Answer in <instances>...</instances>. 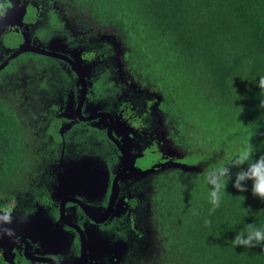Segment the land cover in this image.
Instances as JSON below:
<instances>
[{
    "label": "flooded vegetation",
    "instance_id": "obj_1",
    "mask_svg": "<svg viewBox=\"0 0 264 264\" xmlns=\"http://www.w3.org/2000/svg\"><path fill=\"white\" fill-rule=\"evenodd\" d=\"M77 4L0 0V99L28 130L27 167L0 197L15 264H134L159 251L155 178L185 168L112 25ZM147 148L163 162H142Z\"/></svg>",
    "mask_w": 264,
    "mask_h": 264
},
{
    "label": "trees",
    "instance_id": "obj_2",
    "mask_svg": "<svg viewBox=\"0 0 264 264\" xmlns=\"http://www.w3.org/2000/svg\"><path fill=\"white\" fill-rule=\"evenodd\" d=\"M61 1V0H59ZM81 11L112 25L124 61L147 89L185 168L155 178L160 213L149 240L159 251L134 264H264V245L233 248L247 224L264 227V201L239 192L233 179L209 216L202 172L251 143L264 155V0H76ZM153 105H156L153 108ZM0 99V197L10 196L26 166L28 130ZM195 209L198 215H193ZM210 225L205 226L204 220ZM0 264H7L0 253Z\"/></svg>",
    "mask_w": 264,
    "mask_h": 264
},
{
    "label": "clouds",
    "instance_id": "obj_3",
    "mask_svg": "<svg viewBox=\"0 0 264 264\" xmlns=\"http://www.w3.org/2000/svg\"><path fill=\"white\" fill-rule=\"evenodd\" d=\"M2 7V5H0ZM258 87L264 91V76L258 81ZM260 108L264 109V100L261 101ZM256 151L251 143H245L236 150L227 163L220 162L210 166L202 172L204 183L208 186V203L210 204L209 216L220 207L226 186L233 179L232 169H239L235 174L233 187L239 192L247 191V182H252V194L264 201V155L255 159ZM193 215H198L192 209ZM13 209L10 207H0V239L15 236V230L10 227L13 223ZM209 219L204 220L205 226L210 225ZM233 248L243 247L251 249L264 245V227H257L254 223L247 224L239 231L231 241Z\"/></svg>",
    "mask_w": 264,
    "mask_h": 264
},
{
    "label": "water",
    "instance_id": "obj_4",
    "mask_svg": "<svg viewBox=\"0 0 264 264\" xmlns=\"http://www.w3.org/2000/svg\"><path fill=\"white\" fill-rule=\"evenodd\" d=\"M22 52H24L23 51V49H21V50H19V51H17L16 52V54H15V56H18V55H20ZM4 66H2L1 68H0V70L3 68ZM74 167H72L70 170H68L67 171V173L68 172H71V173H79V169H82V166H84V165H80V164H74L73 165ZM133 166H134V164H133ZM152 170V169H151ZM153 171V170H152ZM67 178V177H66ZM10 227H13V229L15 230L16 228H17V226H16V222L13 220V223L10 225ZM16 227V228H15ZM3 240H7V239H9V237H4V238H2ZM0 249H2L3 250V257H4V260L6 261V262H8L9 264H15V262H14V259H13V257H14V255H13V252H12V249L11 248H8V247H6V246H4V244L3 243H1L0 242Z\"/></svg>",
    "mask_w": 264,
    "mask_h": 264
},
{
    "label": "rangeland",
    "instance_id": "obj_5",
    "mask_svg": "<svg viewBox=\"0 0 264 264\" xmlns=\"http://www.w3.org/2000/svg\"><path fill=\"white\" fill-rule=\"evenodd\" d=\"M114 47V46H113ZM119 50H120V52L122 53V52H124V50L126 51V48L124 47V46H120L119 47ZM112 53H114L113 51H112ZM31 91V90H30ZM151 151V148L149 149V148H147V150L145 151V153H149ZM180 154H183L182 152H180ZM158 158V160H160L161 159V163L163 162V160H164V157H162V156H160L159 154L157 155L156 153H154V154H147L146 155V157H143L142 158V162H147V161H149V162H152V161H154V160H156ZM183 158H184V160L185 159H187V152H185L184 154H183ZM163 166V165H162ZM27 178H29L28 176H26ZM28 182H29V180H28ZM151 228V227H150ZM146 247L147 248H149V249H151V247H152V245L151 244H146ZM154 247V246H153ZM150 252H152V250H149ZM153 253V252H152ZM152 253H150V254H152ZM154 254V253H153Z\"/></svg>",
    "mask_w": 264,
    "mask_h": 264
}]
</instances>
